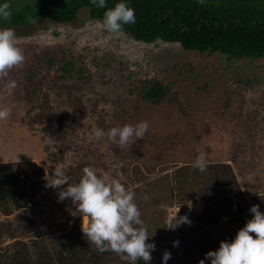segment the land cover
<instances>
[{
    "label": "rangeland",
    "instance_id": "1",
    "mask_svg": "<svg viewBox=\"0 0 264 264\" xmlns=\"http://www.w3.org/2000/svg\"><path fill=\"white\" fill-rule=\"evenodd\" d=\"M12 29L25 62L9 72L8 78L18 83L14 94L0 96V106L11 109L9 119L0 121V162H36L43 183L27 197V207L0 215V220H9L15 226L33 219L36 228L30 235L19 229L17 237L1 240L0 252H11L15 239L29 241V236L38 234L44 244L52 247L63 231L77 223L82 227L81 213L71 198L59 201L60 189L45 186L47 176L56 167L65 173L73 170L69 183L79 182V163L119 179L135 192V202L147 216L152 195L166 194L164 189L170 185L173 170L194 163L201 151L206 154V162L232 166L249 200L264 193V57L233 63L223 54L187 50L178 43H146L123 33L110 34L101 21L90 18L87 8L80 9L69 23L42 19ZM62 56L75 60L89 74L79 83L80 88L72 90L82 100L81 109L69 104L64 91L59 94V89L49 88L56 65L47 74L45 60ZM30 65L40 69L43 80L37 103L28 102L24 96L25 68ZM152 77L165 83L173 81L172 91L181 104H148L130 93L133 82ZM3 83L0 81V89ZM43 91L54 114L70 112L74 117L76 128L68 131L62 141L51 140L43 131L45 123L37 106L44 98ZM101 120L108 124L106 129ZM140 121L149 123L148 132L125 147L109 141L107 136L96 140L92 135L94 128L107 132ZM135 164L146 174L137 183L130 179ZM189 202L193 211H202L201 199ZM175 209H179L177 204L167 207L165 225L168 212ZM168 230V237L180 235L178 226ZM176 247L162 251L171 254L168 263L176 259Z\"/></svg>",
    "mask_w": 264,
    "mask_h": 264
},
{
    "label": "trees",
    "instance_id": "2",
    "mask_svg": "<svg viewBox=\"0 0 264 264\" xmlns=\"http://www.w3.org/2000/svg\"><path fill=\"white\" fill-rule=\"evenodd\" d=\"M4 2L11 4L12 16L9 21L0 20V28L30 25L42 19L69 23L82 8L88 9L90 18L102 22L106 10L124 2L134 9L136 21L124 25L122 33L136 41L178 43L187 50L223 54L233 63L244 58L264 57V0H204L203 4L199 0H107L105 8L94 6L91 0H0ZM45 62L47 74L56 65L49 88L59 89V94L64 91L69 104L81 109L82 100L74 96L72 90L80 88L79 83L89 78L87 70L64 56L58 60L49 57ZM25 69L24 96L28 102L37 103L43 83L40 69L31 65ZM71 79L74 81L66 82ZM173 85V81L165 83L152 77L133 82L129 91L148 104L170 101L180 105L176 92L172 91ZM42 95L44 98L37 106L45 123L43 131L51 140L62 141L68 131L75 130L74 117L70 112L54 114L47 94L43 91ZM45 107L47 110H43ZM100 124L103 129L108 127L102 120ZM61 150L63 148H60L62 154ZM155 157L159 159V155ZM79 166L78 170L85 167L84 163ZM147 171H151L150 168ZM69 172L66 174L73 177V170ZM39 177L36 162H0V215L7 216L27 207V197L35 193L37 186L42 188L43 180ZM145 177L137 164L132 166L130 179L133 182ZM169 184L164 189L166 194L152 195L147 203L149 216L140 210L150 236L148 242L155 244L150 264H165L162 251L174 245V241H178L176 259L166 264H199L202 259L204 264H210L205 254L218 250L221 241L234 240L238 230L252 218V205H259L264 212V193L249 200L229 163L207 162L203 172L194 168L193 163L177 166ZM198 199L202 200L203 209L195 212L187 202L195 203ZM172 204L180 207L179 217L186 216L190 223L179 224L180 235L168 237L164 221L167 207ZM19 229L24 235L35 231L34 220L27 219L17 226L9 220H0V241L17 237ZM29 237V241L15 239L8 254L0 252V264H128L114 252L97 250L87 241L78 223L63 231L52 247L43 243L41 234ZM136 264L145 262L138 260Z\"/></svg>",
    "mask_w": 264,
    "mask_h": 264
},
{
    "label": "clouds",
    "instance_id": "3",
    "mask_svg": "<svg viewBox=\"0 0 264 264\" xmlns=\"http://www.w3.org/2000/svg\"><path fill=\"white\" fill-rule=\"evenodd\" d=\"M199 2L203 4L204 0ZM91 3L98 8H105L107 0H91ZM11 7L8 2L0 3V20L11 19ZM135 21L134 9L119 2L114 8L105 11L102 26L110 34H120L124 25L133 24ZM16 41L14 29L0 28V81L4 82L0 96H12L18 87L15 79L8 78L14 67L25 62L23 50L17 46ZM10 116L11 109L0 106V121H6ZM149 127L147 121H140L136 125L112 127L107 132L94 128L92 135L96 140L107 136L109 141L125 147L137 139H143ZM193 167L201 172L207 169L204 152L198 154ZM82 172L78 183H69L71 177L62 168L56 167L53 174L47 176L45 186L60 189L59 201L71 198L77 212L81 213L82 233L97 250L114 252L128 264H136L138 260L150 264L155 244L148 242L150 236L141 219L140 208L135 202V192L117 178H110L106 173L98 174L93 167L86 166ZM65 184L67 187L62 188ZM187 203L191 207V202ZM178 212L179 209L168 219L166 228L174 229L181 223H190L186 216L176 219ZM250 212L253 214L252 218L238 230L234 240L221 241L218 250L205 254V258L210 259V264H264V212L259 205H252ZM177 244L178 241H174V246ZM170 258L171 254L165 251V264ZM199 264H204V260H200Z\"/></svg>",
    "mask_w": 264,
    "mask_h": 264
},
{
    "label": "built area",
    "instance_id": "4",
    "mask_svg": "<svg viewBox=\"0 0 264 264\" xmlns=\"http://www.w3.org/2000/svg\"><path fill=\"white\" fill-rule=\"evenodd\" d=\"M177 211V209H175V210H170L169 212H168V219L171 217V216H174V214H175V212ZM179 217H178V213L176 214V219H178Z\"/></svg>",
    "mask_w": 264,
    "mask_h": 264
}]
</instances>
